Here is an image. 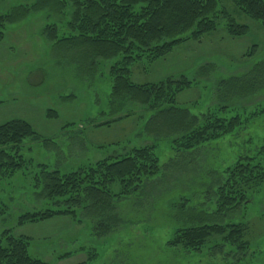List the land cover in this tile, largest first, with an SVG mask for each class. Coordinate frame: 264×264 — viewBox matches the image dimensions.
Instances as JSON below:
<instances>
[{"label":"rangeland","instance_id":"1","mask_svg":"<svg viewBox=\"0 0 264 264\" xmlns=\"http://www.w3.org/2000/svg\"><path fill=\"white\" fill-rule=\"evenodd\" d=\"M30 3L0 0V14ZM223 5L238 23L248 26L245 36H227L219 20L216 31L199 41L176 46L151 66L143 60L131 69V81L136 84L182 77L191 81V87L176 97V106L193 115L248 118L231 134L189 151L174 150L170 138L154 141L147 136L144 126L150 114L139 105L127 104L119 116L128 111L135 114L125 120L95 126L114 117L109 105V67L116 59L91 61L81 50L56 42L72 34L69 10L62 17L29 11L19 22L5 25L0 42V125L26 121L39 139L25 138L18 152L25 165L13 177L0 178V236L9 230L30 239L29 254L45 264H264V183L236 210L214 217L219 224L247 225L245 257L231 246L214 248L209 243L198 253L167 245L184 225L183 217L217 210L214 193L227 169L239 159L257 157L264 147V87L253 95L231 98L224 97L219 87L221 81L242 77L264 60V28L239 14L232 3ZM52 24L57 36L53 40L46 32ZM48 112L55 116L47 117ZM152 144L160 173L117 202L121 221L106 236H96L92 222L84 218L81 223L57 217L18 226L25 213L58 207L37 183L42 166L48 171L73 172ZM65 253L72 255L59 260Z\"/></svg>","mask_w":264,"mask_h":264},{"label":"trees","instance_id":"2","mask_svg":"<svg viewBox=\"0 0 264 264\" xmlns=\"http://www.w3.org/2000/svg\"><path fill=\"white\" fill-rule=\"evenodd\" d=\"M26 1L32 3L0 14V42L5 25L19 22L29 11H48L53 16L62 17L69 10L68 27L72 34L56 42H63L66 49L81 50L91 61L116 59L109 67L112 82L109 105L114 117L96 127H108L131 117L135 112L119 114L129 106L128 103L139 105L150 114L144 126L147 136L154 141L170 138L174 150L189 151L231 134L248 121V118L242 120L240 115L231 118L217 113L193 115L186 108L176 106V97L191 87V81L182 77L136 84L131 81V69L143 60L151 66L176 46L199 41L204 35L216 31L219 20L223 22L227 36H245L248 26L235 20L225 9L224 1L232 3L239 14L264 28V0ZM46 32L51 40L57 38L55 24L48 25ZM219 87L225 88L220 93L226 98L253 95L264 87V60L242 77L221 81ZM46 116L55 115L48 112ZM28 137L39 139L26 121L17 119L0 125V178L13 177L25 165L18 152L22 141ZM155 148L154 144L134 147L126 154L109 156L68 173L48 171L42 166L37 183L41 184L43 195L58 207L25 213L19 217L18 226L57 217H68L81 223L84 218L92 222L96 236H106L121 221L116 213L117 202L128 199L147 179L160 173ZM225 173L226 178L218 182L214 193L217 210L211 214L199 212L183 217L184 225L167 242L169 247L199 253L211 243L214 248L234 247L245 257L249 250V243L245 240L247 225L219 224L214 217L236 210L248 201L247 195L251 191L264 183V147L260 148L257 157L239 159ZM183 214L186 215L185 210ZM30 243V239L15 236L9 230L3 232L0 236V264H45L29 254ZM71 255L65 253L58 259Z\"/></svg>","mask_w":264,"mask_h":264}]
</instances>
